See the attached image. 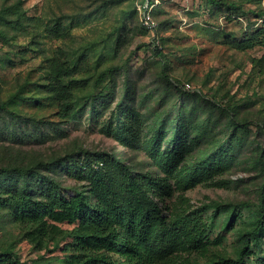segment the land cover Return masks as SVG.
<instances>
[{"label": "rangeland", "instance_id": "374dc122", "mask_svg": "<svg viewBox=\"0 0 264 264\" xmlns=\"http://www.w3.org/2000/svg\"><path fill=\"white\" fill-rule=\"evenodd\" d=\"M0 34V167L48 175L54 185L36 198L82 192L109 226L115 210L136 212L132 242L153 264L184 219L202 247L180 237L172 264H264V228L254 231L264 206V0H0ZM55 55L66 61L67 110L46 73ZM77 157L96 158L105 200L89 191ZM28 174L25 185L38 189ZM20 182L13 189L0 177V264L87 255L73 238L40 251L24 238L3 206Z\"/></svg>", "mask_w": 264, "mask_h": 264}, {"label": "trees", "instance_id": "16d2710c", "mask_svg": "<svg viewBox=\"0 0 264 264\" xmlns=\"http://www.w3.org/2000/svg\"><path fill=\"white\" fill-rule=\"evenodd\" d=\"M56 31L57 33L59 32L58 27H56ZM1 36L2 34H0ZM65 62V58L63 59L60 55L53 56L49 61L46 72L49 78V84L51 85V91L55 94V97H53L60 101L63 110L69 109V101L67 99L71 94L69 87L63 83V77L66 75ZM115 69L110 68L108 72H112ZM178 85L180 86L181 84L175 86ZM232 125H235L232 131L238 129V126H242L239 123H233ZM123 136L122 132H119L118 140L126 145L128 139L125 140ZM171 142L175 144L177 140L173 139ZM177 146L178 144H175L176 148ZM83 158L88 161H85ZM83 158L78 159V166L75 163L77 171L83 178L88 179L89 191L98 197L99 200H105L102 195L106 198L111 192L108 187L106 188L108 184H105L106 181L101 171L102 168L94 165L96 162L94 159L96 158ZM99 159L98 161H100ZM25 174H28L27 170H24L23 167L18 165L0 167V177L4 180L11 179V182L15 183L13 189L19 181H21L20 186L24 184L3 201V206L10 211L19 230L23 232L24 238L34 244L37 250L45 249V245L56 242L57 238H73L83 249H89V252L87 255H73L70 261H65L66 264H153L151 260L153 253L143 251L138 243L132 242V239L137 237V228L135 226L137 222L136 212L126 213L125 210H115V226H109L106 220L107 218L100 210L95 209L87 202L82 192L77 193L70 199L59 196L36 198V195L40 193H42L41 195L47 194V187L49 185L53 186L54 182L48 175L43 174V172L31 170V173L28 174L29 179L36 177V182L39 185L38 189L32 190L31 186L27 187L25 181L22 179V177L26 176ZM194 176L195 179H198L195 173ZM19 189L22 192H19ZM255 214L257 226L254 231L258 232L264 228L261 223L264 216V206L259 205ZM183 222L187 224V229L184 227V229L178 232L171 231L170 236L175 239L174 246L172 243L168 247L166 245L156 246L155 252L162 251L165 254L164 256L155 253L156 257L160 260L158 264H172L175 262L172 258V252L176 247V241L180 237L185 239L189 250L198 252L202 247L199 242L201 238L200 231L197 230L193 221L184 219ZM61 223L72 224L74 228L69 232L64 231L59 227ZM185 229L188 231L186 234ZM102 248L108 251H112L113 249L121 251L125 255V259L119 262L111 256L97 253ZM229 261L225 260V264H229ZM230 263L243 264V261L239 257L237 261L234 260ZM201 264L216 263L215 261L207 260Z\"/></svg>", "mask_w": 264, "mask_h": 264}, {"label": "built area", "instance_id": "2783aa9c", "mask_svg": "<svg viewBox=\"0 0 264 264\" xmlns=\"http://www.w3.org/2000/svg\"><path fill=\"white\" fill-rule=\"evenodd\" d=\"M141 21H143V24L146 25V26H151L150 21H149V16L148 15H145L143 14L142 18H141ZM183 89L185 90H190L191 87L189 86V84H184L183 85Z\"/></svg>", "mask_w": 264, "mask_h": 264}]
</instances>
